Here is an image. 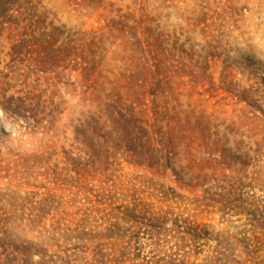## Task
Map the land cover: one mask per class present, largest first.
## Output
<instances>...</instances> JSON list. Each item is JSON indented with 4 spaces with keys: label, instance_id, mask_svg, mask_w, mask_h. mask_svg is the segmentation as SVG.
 Returning <instances> with one entry per match:
<instances>
[{
    "label": "rangeland",
    "instance_id": "374dc122",
    "mask_svg": "<svg viewBox=\"0 0 264 264\" xmlns=\"http://www.w3.org/2000/svg\"><path fill=\"white\" fill-rule=\"evenodd\" d=\"M257 221L264 0H0V264H261Z\"/></svg>",
    "mask_w": 264,
    "mask_h": 264
},
{
    "label": "trees",
    "instance_id": "16d2710c",
    "mask_svg": "<svg viewBox=\"0 0 264 264\" xmlns=\"http://www.w3.org/2000/svg\"><path fill=\"white\" fill-rule=\"evenodd\" d=\"M114 212L116 214H113V216L117 219L116 223L114 224L116 229L121 226V223H123L124 225L132 224L133 227L138 228L139 230H141L142 227L144 229L148 228L150 236H153L155 238L157 237V239H161V237L164 235L169 236L167 235L168 230H166V226L169 224L170 220L167 216L147 217L145 213L142 216L147 218L144 219L143 217H140V215H137L136 208H125L123 211L121 210V208H116ZM258 220H260V218ZM180 223V218L173 220V230H171V232L175 233L174 239H178V241L181 243V245H179V251L185 252V250L189 249L190 247L197 248V245H199L202 241L208 239L206 230L204 228L200 229V226H193L191 225V223H187L186 221H183L186 227L181 225ZM257 224L260 225V228H263L264 226L262 225V222L257 221ZM181 229H183L184 231H182ZM107 231L111 232L112 230L107 229ZM122 234L124 233L120 232V238H123ZM196 254L199 255L201 253ZM137 258L139 259V257ZM171 264H176V262L174 261ZM261 264H264V261L261 262Z\"/></svg>",
    "mask_w": 264,
    "mask_h": 264
}]
</instances>
